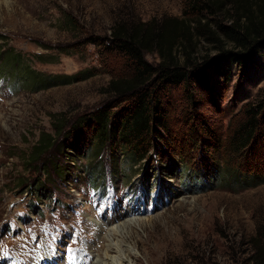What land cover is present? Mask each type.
Instances as JSON below:
<instances>
[{"label":"rangeland","instance_id":"rangeland-1","mask_svg":"<svg viewBox=\"0 0 264 264\" xmlns=\"http://www.w3.org/2000/svg\"><path fill=\"white\" fill-rule=\"evenodd\" d=\"M193 1L0 0V60L10 50L24 66L51 77L95 71L85 81L35 91L9 72L12 63L4 67L0 62V264H94L112 241L121 240L133 255L131 264H256L264 255V185L242 187L224 173H217L216 180L208 172L212 166L205 174L197 171L211 189L200 192L203 183L195 170L202 168L199 157L211 151L216 139L200 137L193 148L184 117L192 105L182 89L171 92L172 134L165 144L196 160L163 158L152 150L141 163L125 160L114 172L108 150L96 157L85 148L71 157L72 150L56 149L62 137L42 157L30 159L42 137L54 139L56 129L68 130L77 118L107 103L111 78L125 71L122 58L85 44L88 38L109 36L121 17L183 18ZM232 17L225 8L194 18L209 23L214 32L195 36L190 50L195 61L213 58L226 46L217 25L229 26ZM148 60L159 62L155 55ZM257 61L244 79L233 67L228 86L213 79V92L194 94L196 114L222 139L242 107L264 95V54ZM223 145L215 153L218 158L225 153ZM239 161L264 174V143L252 145ZM50 163L69 175L61 177ZM109 173L116 193L103 200L101 180ZM36 188L43 198L36 197ZM35 204L41 210L37 214L31 213ZM117 225L124 238L111 236Z\"/></svg>","mask_w":264,"mask_h":264},{"label":"trees","instance_id":"trees-1","mask_svg":"<svg viewBox=\"0 0 264 264\" xmlns=\"http://www.w3.org/2000/svg\"><path fill=\"white\" fill-rule=\"evenodd\" d=\"M225 8L233 12L231 24L217 26L226 46L221 47L213 58L195 61L190 52L195 36L214 32H211L209 23L194 18L203 13L221 12ZM215 41L220 43V38ZM85 44L95 46L108 57L122 58L125 71L111 78L107 103L77 118L68 130L56 129L54 139L49 135L42 137L34 147L31 160L50 151L54 141L61 137L56 149L72 150L71 157L85 148L96 157L108 150L114 172L122 161L128 160L133 165L141 163L152 150L158 151L163 158H185L178 148L165 144L169 141L165 137L172 134L169 117L174 99L171 92L182 89L188 104L192 105L184 112V117L193 148L197 147L200 137L216 139L215 148L211 145V151H205V155L199 157L202 170H195V178L203 183L200 192L211 189L198 172L205 174L212 166L208 172L213 171L216 180L217 173H224L228 181L237 180L236 184L242 187L264 185V174L260 170L244 168L239 161L252 145L264 143V95L242 107L231 122L225 139L218 136L206 119L196 114L198 106L194 98V94L200 91L213 92V79L228 86L233 67H237L244 79L249 68L258 64L257 56L264 54V0H194L185 9L183 18L142 21L121 17L116 20L109 36L94 35ZM59 52L64 50L59 49ZM151 55L158 57L157 64L148 60ZM35 56L38 61H43L41 54ZM0 62L1 65L5 62L4 67L12 63L9 72L33 85L35 91L85 81L95 75V71L54 77L44 75L24 66L20 57L11 55L10 50L1 53ZM222 145L225 153L218 158L215 153ZM191 159L196 160L195 156ZM49 167L61 177L69 175L67 169L58 165L50 163ZM44 174L48 176V173ZM69 180L67 177L66 181ZM101 181L104 185L105 180ZM35 190L36 197L43 198L41 189ZM54 203H57V197ZM262 235L264 237V229ZM256 264H264V255Z\"/></svg>","mask_w":264,"mask_h":264},{"label":"bare ground","instance_id":"bare-ground-1","mask_svg":"<svg viewBox=\"0 0 264 264\" xmlns=\"http://www.w3.org/2000/svg\"><path fill=\"white\" fill-rule=\"evenodd\" d=\"M125 229V228H124ZM124 230H120V226L113 227L111 229V236L112 237H123ZM124 238V237H123ZM124 240V239H123ZM114 242V243H113ZM112 245L108 246V249L104 253V257L102 258L101 256L95 259L94 264H129L132 263L133 261V255L131 254V251H125L123 244L124 242L118 241L115 243V241L111 242ZM127 250H130L126 248ZM111 251H115L114 256H111L110 253ZM128 253V255L126 254Z\"/></svg>","mask_w":264,"mask_h":264}]
</instances>
